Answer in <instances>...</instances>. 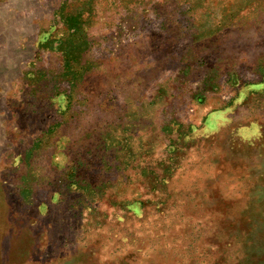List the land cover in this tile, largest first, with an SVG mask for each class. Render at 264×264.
Listing matches in <instances>:
<instances>
[{
	"label": "rangeland",
	"instance_id": "1",
	"mask_svg": "<svg viewBox=\"0 0 264 264\" xmlns=\"http://www.w3.org/2000/svg\"><path fill=\"white\" fill-rule=\"evenodd\" d=\"M0 264H264V0H0Z\"/></svg>",
	"mask_w": 264,
	"mask_h": 264
},
{
	"label": "crops",
	"instance_id": "2",
	"mask_svg": "<svg viewBox=\"0 0 264 264\" xmlns=\"http://www.w3.org/2000/svg\"><path fill=\"white\" fill-rule=\"evenodd\" d=\"M253 128H254L253 133H251L250 136H249V130H250V128H248V130L245 131L246 132V137H248V138H254V137L259 136V134L261 132V130L259 129V127L258 126H253Z\"/></svg>",
	"mask_w": 264,
	"mask_h": 264
}]
</instances>
